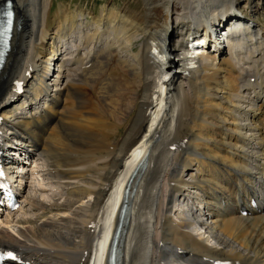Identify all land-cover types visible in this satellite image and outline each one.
I'll use <instances>...</instances> for the list:
<instances>
[{"label": "bare ground", "instance_id": "obj_1", "mask_svg": "<svg viewBox=\"0 0 264 264\" xmlns=\"http://www.w3.org/2000/svg\"><path fill=\"white\" fill-rule=\"evenodd\" d=\"M254 1L143 0L126 17L115 9L52 15L51 0H13L20 29L0 76V150L11 132L20 136L63 202L33 196L34 216L9 222L14 232L1 225L0 247L29 264H107L119 205L142 162L118 264H264V214L237 211L264 195V23L255 18L264 4ZM238 19L244 27L213 39L217 53L200 50L205 42L193 47L204 26L213 32ZM19 43L26 56L15 57ZM108 58L127 78L114 89L103 83ZM200 201L206 233L195 221Z\"/></svg>", "mask_w": 264, "mask_h": 264}, {"label": "rangeland", "instance_id": "obj_2", "mask_svg": "<svg viewBox=\"0 0 264 264\" xmlns=\"http://www.w3.org/2000/svg\"><path fill=\"white\" fill-rule=\"evenodd\" d=\"M52 2V7H51V12L52 15L56 14L60 8H63L66 10L67 13H74L76 10H89L92 12L94 15H100L101 11L103 10L104 13H107L111 9H115L119 14L125 15L126 17H130L129 15H137L139 14L142 9H143V0H51ZM256 4L259 3L258 0L254 1ZM261 6L264 4V0L260 1ZM30 4L28 3V6ZM104 7V8H103ZM244 8L246 7L245 5L243 6ZM264 8V7H263ZM24 13H27V9L24 10ZM255 18L258 22L264 23V9H261L260 11L257 12L255 15ZM77 23H74L72 26L75 27ZM89 24L86 22L85 26L87 27ZM34 33L33 30L30 29L28 25H26V30L24 31V34H27V41H31V36ZM101 42L105 43L106 42V37L101 38ZM137 43V42H136ZM137 47H134V51H137ZM129 52H126L124 50H118V55L119 56H125L127 55V58L130 59V63H133L134 60L131 58L128 54ZM21 54L26 56V52H23V47L21 43L18 45V50L15 55ZM28 54V53H27ZM14 57V58H15ZM111 58H108V60ZM107 60V59H105ZM107 60V61H108ZM110 62V68L107 71V75H104L105 78H108L105 80L104 83V88H111L114 89L117 87L116 82L117 79H127L126 77H123L122 72H117L113 68L117 69V66L115 65L114 60L108 61ZM35 63V59L33 57L32 59V64ZM103 72V71H102ZM12 82V81H11ZM96 95V94H95ZM46 177L43 175V173L40 172H35L34 173V167L31 169V173L28 176L29 180V187H28V194L31 196H34L38 199H40L43 202L50 203L54 199H57V202L62 203L59 197H54V192H50L49 189L52 187V183L50 180L45 179ZM34 212L30 209L29 206L24 208L21 212L15 215V219H24V218H31L34 215ZM15 226L17 223H14ZM14 226V225H13ZM12 230V228H10Z\"/></svg>", "mask_w": 264, "mask_h": 264}, {"label": "snow or ice", "instance_id": "obj_3", "mask_svg": "<svg viewBox=\"0 0 264 264\" xmlns=\"http://www.w3.org/2000/svg\"><path fill=\"white\" fill-rule=\"evenodd\" d=\"M9 15H11V14L9 13Z\"/></svg>", "mask_w": 264, "mask_h": 264}]
</instances>
